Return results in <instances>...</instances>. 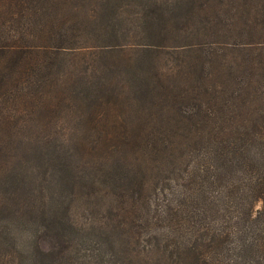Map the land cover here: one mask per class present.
Listing matches in <instances>:
<instances>
[{
  "label": "rangeland",
  "instance_id": "1",
  "mask_svg": "<svg viewBox=\"0 0 264 264\" xmlns=\"http://www.w3.org/2000/svg\"><path fill=\"white\" fill-rule=\"evenodd\" d=\"M183 1L25 3L28 15L36 11L37 16H31L26 43H19L18 35L14 40L21 47L30 45L53 85L43 92L42 110L27 120L19 118L20 113L11 124V142L18 151L12 146L9 162L0 166V195L13 199L2 207L0 196V264H38L39 248L63 255L60 264H82V256L95 244L106 250L107 264H182L169 259L174 256L168 249L174 239L164 221L162 200L169 192L167 185L178 183L171 179L174 183L169 184L168 177L181 174L185 166L175 141L187 143L190 137L175 132L176 113L168 106L153 115L142 135L135 134L136 125L148 119L139 112L143 107L134 89L137 75L195 76L187 69L191 64L183 62L194 57L186 53L199 54L195 46L200 43L238 68L264 56V12L258 0L212 2L207 13L212 18L197 25L206 27L197 40L164 34L167 29L184 32L179 18L187 8ZM60 39L65 41L60 44ZM188 47L191 52L182 51ZM221 61L207 65L204 76L208 71L221 74L223 81L235 84L243 71L218 69ZM181 67L185 69L177 71ZM221 97H240L253 109L259 104L253 93L225 91ZM132 112L141 121H131ZM107 125H115L117 133L108 134ZM104 146L106 153L100 149ZM59 168L70 171V187L64 185L66 174ZM114 172L120 173L118 183L110 180ZM127 173L142 184L141 203L134 206L127 196L126 204L114 211L109 203L126 190ZM259 209L260 203H254L253 214ZM64 240L76 245L70 256L64 255L68 247L60 249Z\"/></svg>",
  "mask_w": 264,
  "mask_h": 264
},
{
  "label": "trees",
  "instance_id": "2",
  "mask_svg": "<svg viewBox=\"0 0 264 264\" xmlns=\"http://www.w3.org/2000/svg\"><path fill=\"white\" fill-rule=\"evenodd\" d=\"M30 1L0 0V166L7 165L12 153L11 139L15 136L12 122L20 113L19 118L27 120L42 110L43 92L53 85L44 75V67L33 57L30 45L16 44L26 43L24 35L29 32L31 16H37L35 10L36 13L28 15L25 3L32 4ZM215 1L219 0H184L182 4L187 8L179 15L185 23L181 28L184 32L167 29L164 34L199 39L201 33H206L203 31L206 27L197 25L209 22L212 17L207 13ZM258 6L264 12V3L258 0ZM262 17L264 22V14ZM15 35L18 41L14 40ZM64 41L60 39L59 43ZM203 45L195 46L199 54H185L194 56L191 62L183 63L191 64L187 69L195 71V76H166L153 71L155 75H137L139 84L134 88L143 107L139 112L148 116L142 126L136 125L135 134L142 135L141 130L153 115L162 106H168L176 113L175 132L180 130L184 138L190 137L187 143L183 139L175 141L181 156L185 157V166L181 174L172 173L168 177L169 184L174 183L171 179L178 183L170 188L167 185L169 192L162 200L166 208L164 221L169 224L174 239L168 248L174 256L169 259H180L182 264H264V56L256 64L238 68L234 62L219 60L223 58L217 51L212 52L215 49L203 48ZM238 47L241 49L240 44ZM191 49L182 51L191 52ZM216 61H221L218 69L232 74L243 71L240 72L243 75L235 84L223 81L221 74L212 76L209 71L205 77V67ZM225 91L253 93L259 102L258 108L253 109L240 97L233 101L221 97ZM133 115L131 121H141L138 113ZM106 128L108 134L117 133L115 125ZM133 144L129 150L135 147ZM100 149L106 153L107 147ZM93 151L96 152L94 148ZM58 172L66 174L64 185L70 187V171L59 168ZM128 174L124 176L126 190L117 192L115 203H109L113 210L122 208L127 196L132 205L141 203L142 184ZM110 180L118 183L120 173L114 172ZM90 181V186H95ZM2 195V207L6 201H13ZM256 202L260 203V209L253 214L252 206ZM75 246L66 240L60 241V249L70 250L64 255L70 256ZM105 251L103 246L95 244L93 251H86L82 256V264H107ZM37 253L38 264H60L64 257L43 248Z\"/></svg>",
  "mask_w": 264,
  "mask_h": 264
}]
</instances>
